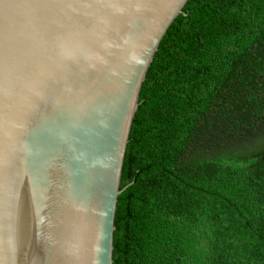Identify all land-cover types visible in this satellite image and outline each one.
<instances>
[{
    "label": "water",
    "instance_id": "1",
    "mask_svg": "<svg viewBox=\"0 0 264 264\" xmlns=\"http://www.w3.org/2000/svg\"><path fill=\"white\" fill-rule=\"evenodd\" d=\"M187 1L0 0V264H113L145 77Z\"/></svg>",
    "mask_w": 264,
    "mask_h": 264
},
{
    "label": "trees",
    "instance_id": "2",
    "mask_svg": "<svg viewBox=\"0 0 264 264\" xmlns=\"http://www.w3.org/2000/svg\"><path fill=\"white\" fill-rule=\"evenodd\" d=\"M113 264H264V0H188L148 67Z\"/></svg>",
    "mask_w": 264,
    "mask_h": 264
},
{
    "label": "clouds",
    "instance_id": "3",
    "mask_svg": "<svg viewBox=\"0 0 264 264\" xmlns=\"http://www.w3.org/2000/svg\"><path fill=\"white\" fill-rule=\"evenodd\" d=\"M66 255H71V253H68L67 251L65 252Z\"/></svg>",
    "mask_w": 264,
    "mask_h": 264
}]
</instances>
